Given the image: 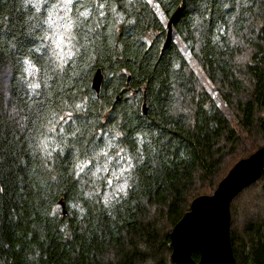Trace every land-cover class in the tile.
I'll return each instance as SVG.
<instances>
[{"label":"trees","instance_id":"trees-1","mask_svg":"<svg viewBox=\"0 0 264 264\" xmlns=\"http://www.w3.org/2000/svg\"><path fill=\"white\" fill-rule=\"evenodd\" d=\"M179 8L185 47L164 48ZM227 108L264 131V0H0V264H175L170 233L238 138ZM109 178L125 186L105 196ZM241 192L236 261L264 264V215L234 226Z\"/></svg>","mask_w":264,"mask_h":264},{"label":"water","instance_id":"water-1","mask_svg":"<svg viewBox=\"0 0 264 264\" xmlns=\"http://www.w3.org/2000/svg\"><path fill=\"white\" fill-rule=\"evenodd\" d=\"M179 8L169 19L164 48L171 43L173 25L179 20ZM104 74L98 68L92 87L99 94ZM146 113V101L143 103ZM264 170V145L240 159L219 182L213 193L197 196L190 209L174 225L171 233L172 260L175 264H237L231 240V201L256 181ZM63 213L67 214L61 200ZM200 253L199 260L193 252Z\"/></svg>","mask_w":264,"mask_h":264},{"label":"rangeland","instance_id":"rangeland-1","mask_svg":"<svg viewBox=\"0 0 264 264\" xmlns=\"http://www.w3.org/2000/svg\"><path fill=\"white\" fill-rule=\"evenodd\" d=\"M168 21L169 19L165 21L166 32L168 31V27H167ZM66 28H67L66 23L62 20H59L54 34V37L56 39L55 43L61 54H64L66 51L70 49L69 48L70 37L69 36L67 37ZM173 39L179 42L181 46L185 47L183 42L179 41L176 38L174 30L171 41H173ZM250 54L251 53L249 50L246 51L240 60L246 62L247 60L250 59ZM193 63L195 69L197 70L199 78L203 82L202 84L203 87L210 92V96L212 98L216 99L220 105L224 106V103L222 102V98L220 97L219 94L220 92L223 91L220 85L212 83L210 80H208L204 69L195 62ZM10 77H11V68L7 66L5 69H3L1 75L2 83L4 86L3 88L7 96H8L7 85L9 83ZM228 113H230L231 115L230 119L232 120L233 126L237 127L236 129H237L238 138L233 144L229 145L226 151H224V155L222 156V162H221V169H220L221 171L219 172L218 176L215 178L216 182L214 183L213 188L215 186L217 187L216 184L219 181V179L223 176H226L230 171V169L240 159L247 157L253 152H255L258 148H260L258 146L264 145V131L258 133V132H253L251 130H247L240 124V120L235 115L232 114L230 109L228 110ZM120 173H121V169L116 170L114 172L115 174L114 179L118 180ZM261 177L256 181H254L251 184V186L247 187L246 189H243L241 194L235 200L234 226H237V229L240 232L239 234H244V232L242 231H244L243 229L248 221L258 220L260 216L264 215V180H262ZM116 180L113 183V178L108 179V184H107L108 189L105 192V196L116 195L117 190L125 186V182L123 180L118 183V186H116V188H113L117 184ZM211 186L206 188L207 191H210Z\"/></svg>","mask_w":264,"mask_h":264}]
</instances>
